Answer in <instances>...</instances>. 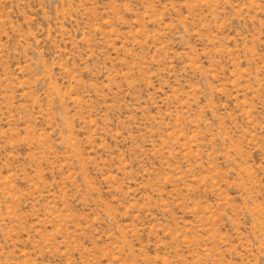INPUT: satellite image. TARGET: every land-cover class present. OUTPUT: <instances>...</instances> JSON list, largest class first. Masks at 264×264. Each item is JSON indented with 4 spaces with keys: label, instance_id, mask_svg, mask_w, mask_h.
I'll return each instance as SVG.
<instances>
[{
    "label": "rangeland",
    "instance_id": "obj_1",
    "mask_svg": "<svg viewBox=\"0 0 264 264\" xmlns=\"http://www.w3.org/2000/svg\"><path fill=\"white\" fill-rule=\"evenodd\" d=\"M0 264H264V0H0Z\"/></svg>",
    "mask_w": 264,
    "mask_h": 264
}]
</instances>
